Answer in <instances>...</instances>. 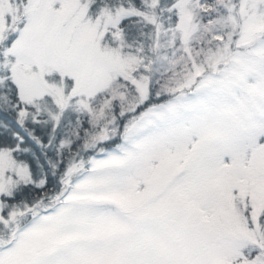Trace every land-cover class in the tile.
Returning <instances> with one entry per match:
<instances>
[{
  "label": "snow or ice",
  "instance_id": "obj_1",
  "mask_svg": "<svg viewBox=\"0 0 264 264\" xmlns=\"http://www.w3.org/2000/svg\"><path fill=\"white\" fill-rule=\"evenodd\" d=\"M0 264H264V0H0Z\"/></svg>",
  "mask_w": 264,
  "mask_h": 264
}]
</instances>
